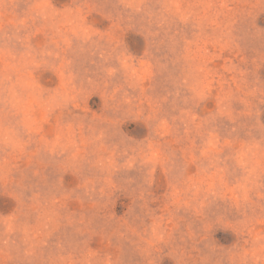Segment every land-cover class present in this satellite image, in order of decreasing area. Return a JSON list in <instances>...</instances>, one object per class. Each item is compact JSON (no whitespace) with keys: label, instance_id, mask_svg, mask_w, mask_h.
Wrapping results in <instances>:
<instances>
[{"label":"rangeland","instance_id":"1","mask_svg":"<svg viewBox=\"0 0 264 264\" xmlns=\"http://www.w3.org/2000/svg\"><path fill=\"white\" fill-rule=\"evenodd\" d=\"M0 264H264V0H0Z\"/></svg>","mask_w":264,"mask_h":264}]
</instances>
